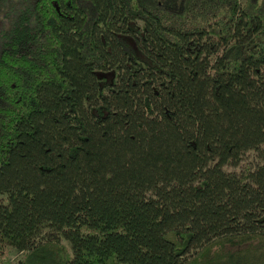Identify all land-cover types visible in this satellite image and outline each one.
<instances>
[{
  "label": "trees",
  "instance_id": "16d2710c",
  "mask_svg": "<svg viewBox=\"0 0 264 264\" xmlns=\"http://www.w3.org/2000/svg\"><path fill=\"white\" fill-rule=\"evenodd\" d=\"M22 1L0 264H264V0Z\"/></svg>",
  "mask_w": 264,
  "mask_h": 264
},
{
  "label": "rangeland",
  "instance_id": "374dc122",
  "mask_svg": "<svg viewBox=\"0 0 264 264\" xmlns=\"http://www.w3.org/2000/svg\"><path fill=\"white\" fill-rule=\"evenodd\" d=\"M23 3L22 0H4L3 4H0V18L3 13L9 14L17 7H19ZM253 163V156L249 153L244 156L243 162L241 163L242 167L246 164ZM228 169H239V166L236 167H227Z\"/></svg>",
  "mask_w": 264,
  "mask_h": 264
}]
</instances>
